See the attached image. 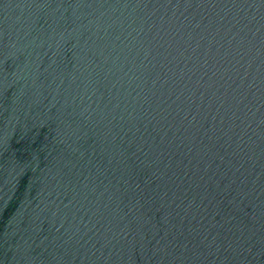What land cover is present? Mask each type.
<instances>
[{
  "label": "water",
  "instance_id": "obj_1",
  "mask_svg": "<svg viewBox=\"0 0 264 264\" xmlns=\"http://www.w3.org/2000/svg\"><path fill=\"white\" fill-rule=\"evenodd\" d=\"M0 264H264V0H0Z\"/></svg>",
  "mask_w": 264,
  "mask_h": 264
}]
</instances>
